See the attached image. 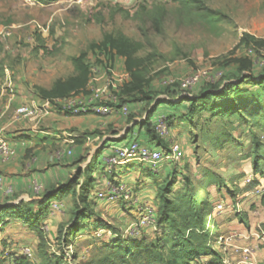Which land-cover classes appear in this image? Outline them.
I'll return each instance as SVG.
<instances>
[{
	"label": "rangeland",
	"instance_id": "obj_1",
	"mask_svg": "<svg viewBox=\"0 0 264 264\" xmlns=\"http://www.w3.org/2000/svg\"><path fill=\"white\" fill-rule=\"evenodd\" d=\"M204 1L212 14L198 13L173 0H0V107L8 105L7 115L21 105H39L45 98L92 94L115 107L168 90L194 96L198 89L220 79L225 85L239 82L242 88L257 89L248 79L258 81L264 75V0ZM159 7L165 13L156 32L152 16ZM120 34L128 42L122 41ZM138 41L141 49L132 52L131 43ZM116 43L121 45L120 51L131 52L123 55ZM233 89L226 94L229 101L234 97ZM218 101L207 97L197 100L193 107L186 102V114L179 112L180 117L165 126L163 135L158 133L154 141L163 146L159 148L177 143L183 156L156 166L146 162V169H157L155 182L148 180L146 184L149 188L161 184L160 189L169 188L172 197L190 188L197 198L207 197L213 205H222V210L214 207L209 217L210 229L218 235L214 249L226 264L235 258L237 263L264 264V257L258 262L251 260L264 248V222L253 226L264 217V174H255L252 160L246 158L251 138L236 118L205 108ZM222 132L225 139L220 138ZM142 167L139 163L120 166L121 171L109 166L98 168V189L104 182H122L137 195L139 189L133 186L142 180ZM208 170L231 182L227 186L236 189L234 198L226 187L220 191L216 186L200 189ZM119 174L125 176L118 178ZM243 176L250 182L244 184L240 180ZM257 186L262 187L259 192L255 191ZM94 205L101 225L96 227L97 218L90 215L87 226L67 247L57 239L60 226L67 222L64 213H56L51 219L50 237L42 226L46 240L41 248L36 232L9 220L0 228V264H13L10 253L24 255V248L30 249L31 255H25L34 264H53L57 259L66 264L88 263L113 236L111 230V234L103 232L99 237L97 228L110 225L121 233L132 207ZM155 208L157 211L159 206ZM250 226L258 232L252 231L254 242ZM155 228L148 239L158 231L157 225ZM41 253L46 256L41 257Z\"/></svg>",
	"mask_w": 264,
	"mask_h": 264
},
{
	"label": "trees",
	"instance_id": "obj_2",
	"mask_svg": "<svg viewBox=\"0 0 264 264\" xmlns=\"http://www.w3.org/2000/svg\"><path fill=\"white\" fill-rule=\"evenodd\" d=\"M173 1L198 13L212 14L204 0ZM164 13L165 9L162 7L154 11L152 25L156 32H159L162 27ZM119 36L122 41L128 42L126 37L121 34ZM116 46L120 53L127 55L131 51L136 52L141 49L142 43L133 42L131 51L126 49L124 52L120 51V44L116 43ZM248 80V84L255 85L257 89L242 88L239 82L225 85V81L220 79L216 84L198 89L199 91L194 96L168 90L163 94L145 95L142 98L132 99L130 103H143L142 111L146 115V119L138 121L135 128L143 129L145 135L154 140L158 136L155 129L158 117H163L165 124L169 126L176 118L180 117L179 112L186 114L184 106L186 102L193 107L199 99L217 98L218 102L206 105L205 108L210 112L220 110L226 116L236 118L239 126H243V131H247L251 138V146L246 158L252 160L255 174H264V75L258 81ZM232 89L234 97L229 101L226 94ZM243 94H246L245 97H242ZM126 104L128 105V103ZM156 113L159 114L153 119ZM133 130L134 128L129 132H133ZM226 137L225 133L220 134V138L225 139ZM161 147L163 146L161 145ZM164 150H168V148ZM96 164L97 161L92 158L85 163L84 167H79L71 173L65 182L50 186L42 195L32 201L38 204L35 211L28 206L29 203H24L21 200L0 204V228L6 224V218L17 220L27 226L30 231L37 233L41 241V248L46 240L42 226L44 225L43 220L49 212V201L53 197H60L73 190L74 207L71 217L60 226L57 235L59 243L67 247L71 244L75 234L87 225L90 215H94L95 200L92 196L98 182L93 173L99 168ZM143 170L148 176H153L156 172L152 168ZM230 184L231 182H227L219 173L208 170L204 180L200 181V189L216 186L220 191L222 187H226L234 198L236 189L230 190V187L227 186ZM169 194V188H161L157 196L159 208L156 211V225L159 229L152 239H148L144 234L138 238L125 236L118 229L105 225L107 230H113V236L98 248L97 255L86 264H226L221 253L213 247L218 235L210 229L211 220L209 217L213 205L209 199L207 197L197 198L196 192L190 188L186 192H177L173 197ZM261 204H264V191ZM95 217L98 222L95 221L94 224L97 227L101 225V219L94 215ZM240 222L244 223V219L240 218ZM10 255L13 257V264H34L29 261L26 255L11 253ZM44 256L46 255L41 253V257ZM53 264L66 263L57 259Z\"/></svg>",
	"mask_w": 264,
	"mask_h": 264
},
{
	"label": "crops",
	"instance_id": "obj_3",
	"mask_svg": "<svg viewBox=\"0 0 264 264\" xmlns=\"http://www.w3.org/2000/svg\"><path fill=\"white\" fill-rule=\"evenodd\" d=\"M118 107L119 104H116V110L105 116L94 114L64 115L55 111L42 116L31 109L29 115L18 118L14 115L15 111H9L5 115L8 110L7 104L0 107V136L5 137L16 151L11 159L0 164V174L4 178L5 184L11 186L13 189V194L10 196L0 195V204L21 200L24 203H29L28 206L35 211L38 208V204L37 202H32L34 199L42 195L50 186L65 182L74 170L79 167H84L85 163L92 158H94V161H97L96 165L100 169L109 166L110 169L117 168L118 171H121L120 166L113 167L109 165V160L115 156V153L110 148L112 144H108L109 141L117 140V144H119L137 139L143 145L153 149L159 148L160 145L146 136L143 129L135 128L138 121L146 119V115L142 111L143 103H129L130 110L127 115H123L118 110ZM158 114L156 113L153 119ZM133 128V132H129ZM65 133H70L76 136L75 138H79L75 139L76 143L73 146V155L61 161L54 160L51 155L52 149L65 146ZM124 138H127V141L121 142L120 139ZM82 163H84L83 166H81ZM139 163H142V169L149 166L146 162L138 160L131 161L129 164ZM141 174L142 180L133 186L139 189L135 196L140 202H147L155 208L159 204L156 191L159 190L161 184H153L149 188L146 182L148 180L151 183L155 182L154 178H157V176H148L146 173ZM93 176L95 177V172ZM124 176L123 174H119L118 178H123ZM245 177L248 178L247 176H243L240 180ZM96 178L98 180V177ZM36 185L39 188L38 191L35 190ZM259 188L262 187H255V191L259 192ZM130 200L120 199L111 203L95 200V203L100 202L110 206L124 207V204H131ZM51 202H57L59 207L55 211H49L43 220L49 237L53 235L50 225L52 223L51 219L56 213H64L66 215V221L70 219L71 211L74 207L73 190L60 197H53L49 203ZM216 206L213 205V209ZM128 213L130 214V219H125L124 228L120 227L122 234L133 221L131 210ZM9 220L14 219L6 218V224H8ZM258 222H264V217H260L252 225L255 226ZM99 230H102V234L103 232L111 234L110 230L98 228L95 233ZM155 230V226H148L144 228L143 234L144 236H151ZM254 230L255 228L250 226V233ZM254 232L258 233L256 231ZM254 232L250 235V239L253 242ZM262 238L264 239V237ZM261 240L259 242H262ZM263 257L264 248L257 254L254 253V258L256 259L251 258V260L258 262ZM237 260L239 259L235 258L233 263H237ZM237 264L242 263L238 262Z\"/></svg>",
	"mask_w": 264,
	"mask_h": 264
},
{
	"label": "built area",
	"instance_id": "obj_4",
	"mask_svg": "<svg viewBox=\"0 0 264 264\" xmlns=\"http://www.w3.org/2000/svg\"><path fill=\"white\" fill-rule=\"evenodd\" d=\"M31 109L36 111L37 114L45 116L52 111L61 113L64 115H108L116 110L115 107L110 106L102 101L98 94H92L89 97H79L76 95H65L58 97H50L42 100V103L35 105L34 103L25 104L18 107L15 111V117L27 116L30 114ZM118 110L127 115L129 107L126 103L121 104ZM165 121L163 117H158L155 123V129L157 133L163 135L165 129ZM75 137L70 133L64 134L65 146L59 147L52 151V158L54 160L61 161L64 158L71 157L73 155V146L75 144ZM110 148L115 153V156L109 160L110 166H124L131 161H143L156 166L163 160H178L183 156V151L179 144L172 143L168 150L162 148H151L143 145L138 140H132L126 143L112 144ZM15 149L10 145L8 140L0 136V164L8 161L15 155ZM243 183L250 182L249 178H243ZM98 185L93 191V195L96 201L111 203L120 199H131V210H133V221L124 231L125 236L138 238L143 235V230L148 226L156 225V210L153 206L147 202H140L136 196L132 193L131 189L127 188L122 182H104L103 188L98 189ZM38 186H35V190L38 191ZM13 194L11 186L6 185L3 176L0 174V195L10 196ZM57 202L49 203V211H55L58 209ZM218 209L222 208V205H217ZM101 237L102 230L95 233ZM248 249H244L247 252ZM24 255H31V251L28 248H24L21 251Z\"/></svg>",
	"mask_w": 264,
	"mask_h": 264
}]
</instances>
